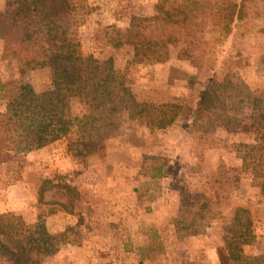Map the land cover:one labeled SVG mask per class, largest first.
Returning <instances> with one entry per match:
<instances>
[{
    "label": "rangeland",
    "instance_id": "1",
    "mask_svg": "<svg viewBox=\"0 0 264 264\" xmlns=\"http://www.w3.org/2000/svg\"><path fill=\"white\" fill-rule=\"evenodd\" d=\"M169 1L174 0H75L81 52L99 60L112 57L135 102L179 103L185 114L166 130L125 124L119 136L81 163L67 154L62 140L28 153L19 163L0 164V214L19 215L28 224L41 217L49 235L63 234L54 254L36 256L32 264H139L138 248L154 242V231L160 250L143 264H219L223 220L193 229L182 223L197 210L202 195H209L208 184L216 178L225 181L222 218L238 207L247 209L258 244L249 253H264V197L252 174L241 172L236 151L237 144H249L252 137H230L219 123L190 128L193 109L210 80L232 73L251 88L264 87V1L253 3L247 22L230 33L210 30L200 63L180 46H171L169 59L161 64L133 61L131 48L106 46L110 28L124 29L132 17L154 15ZM10 2L0 0V11ZM6 52L0 39L1 80L18 79L36 93L49 88V69L19 73ZM72 111L80 114L81 108L73 103ZM161 165L160 176L151 178ZM44 180L51 183L45 186ZM60 180L75 189L71 213L58 205L68 202L63 191L51 189ZM0 264L11 263L1 259Z\"/></svg>",
    "mask_w": 264,
    "mask_h": 264
},
{
    "label": "trees",
    "instance_id": "2",
    "mask_svg": "<svg viewBox=\"0 0 264 264\" xmlns=\"http://www.w3.org/2000/svg\"><path fill=\"white\" fill-rule=\"evenodd\" d=\"M256 1L264 0L169 1L154 15L132 17L124 29L110 28L105 44L111 50L131 48L133 61L150 64L166 62L170 47L180 46L200 63L205 35L210 30L230 33L244 25ZM80 22L75 0H11L0 11V39L17 71L49 69L51 74L49 88L40 93L18 79H0V164L8 165L11 159L19 163L28 153L62 140L67 154L81 163L119 136L125 124L141 122L149 131L166 130L185 114L179 103L135 102L125 74L114 68L112 57L99 60L81 52ZM73 103L80 106V114L73 113ZM215 123L223 125L230 137H252L249 144H237L236 151L242 159L241 172L252 174L264 197V87L251 88L232 73L210 80L193 109L190 128ZM162 166L153 169L151 178L160 176ZM62 182L51 189L63 191L68 202L58 205L71 213L76 192ZM224 183L220 178L209 183V195H202V203L182 223L185 229H193L222 219L219 264H264V253H249L258 245L249 211L238 207L222 218ZM153 234L157 240L156 231ZM59 236L63 234H48L41 217L28 224L19 215L0 214V260L32 264L36 256L57 251ZM155 240L138 248L139 264L160 250Z\"/></svg>",
    "mask_w": 264,
    "mask_h": 264
},
{
    "label": "crops",
    "instance_id": "3",
    "mask_svg": "<svg viewBox=\"0 0 264 264\" xmlns=\"http://www.w3.org/2000/svg\"><path fill=\"white\" fill-rule=\"evenodd\" d=\"M47 147H45V148H43V149H41V150H45ZM41 150H38V151H36V152H39V151H41Z\"/></svg>",
    "mask_w": 264,
    "mask_h": 264
}]
</instances>
